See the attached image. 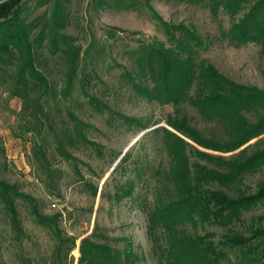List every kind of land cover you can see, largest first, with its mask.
I'll return each mask as SVG.
<instances>
[{
  "label": "trees",
  "instance_id": "16d2710c",
  "mask_svg": "<svg viewBox=\"0 0 264 264\" xmlns=\"http://www.w3.org/2000/svg\"><path fill=\"white\" fill-rule=\"evenodd\" d=\"M30 1H0V91L21 100L16 136L32 135L30 162L45 173L47 187L54 189L55 169L46 149L49 135L54 150L71 161L76 159L72 149L81 145L98 150L84 131L86 123L69 106L70 100H76L72 92L77 83L85 104L98 112L107 109L125 121L129 117L92 91V80L99 76L93 66L85 68L84 58L93 43L82 51L67 31L69 0H36V6H44L36 14ZM177 1L201 5L214 20L224 12L229 25L223 28L217 20L216 37L235 46L253 42L264 54V0ZM98 4L146 10L168 41L167 45L158 39L139 38L134 48L125 49L126 64L114 60L122 69L125 86L137 96L175 107L165 118L171 129L157 126L141 135L159 137L167 156V166L153 170L162 187L147 211L148 234L157 247L159 264H264V210L250 216L244 231L236 228L243 224L246 212L264 206V174L254 188L245 183L264 167V89L221 73L200 52L210 38L192 24L164 20L149 0H99ZM48 55L59 63V82L51 76ZM62 103L65 115L55 117L52 110ZM183 104L196 109L206 123L220 127L207 130L197 126L179 108ZM136 124L148 125L140 120ZM130 154L127 150L121 159ZM139 163L134 160L136 176L145 169ZM118 167L117 163L111 174ZM134 185L133 180L116 183L108 196L120 201L132 193ZM90 188L95 195L97 187ZM17 198L54 240L51 258L44 264H72L69 254L77 237L61 229L62 213L43 214L34 197L0 178V202L19 236ZM211 226L221 229L216 240ZM108 241L95 223L92 232L81 239L77 264H122L130 253ZM23 260L22 264H32Z\"/></svg>",
  "mask_w": 264,
  "mask_h": 264
},
{
  "label": "rangeland",
  "instance_id": "374dc122",
  "mask_svg": "<svg viewBox=\"0 0 264 264\" xmlns=\"http://www.w3.org/2000/svg\"><path fill=\"white\" fill-rule=\"evenodd\" d=\"M149 2L164 20L192 24L202 35L209 37L210 42L200 52L221 73L238 83L264 89V54L260 52L259 45L247 42L235 46L216 37L217 20L226 28L229 25L228 15L220 12L218 19L214 20L201 5L177 0ZM29 3L35 5V14L44 8L43 5L36 6V0ZM98 3L99 0H69L66 29L75 37L82 51L93 43L84 58L85 68L93 66L99 76L93 78L91 89L129 120L114 116L107 109L98 112L85 104L77 83L72 92L76 100H70L69 106L86 123L84 131L89 139L97 143L100 153L94 146L81 145L72 149L75 161L65 159L54 150L52 136L49 135L46 149L56 175L51 187L54 189H50L45 173L35 170L30 162L32 135L16 136L21 100L0 91V178L34 197L43 214L62 213L61 229L77 237L74 252L72 250L69 254L73 256L72 264H77L81 239L92 232L95 223L108 235L112 247L130 253L122 264H159L157 247L148 234L147 211L162 187L153 170L166 167L167 156L160 146L159 137L145 135L141 138V135L157 126L171 129L165 118L174 112L175 107L137 96L125 86L120 77L122 69L115 65L114 60L126 64L128 60L124 51L134 48L139 38L158 39L167 45L168 41L146 10H124ZM46 63L52 78L59 82L57 59L48 55ZM179 108L203 129L220 127L206 123L192 106L183 104ZM52 113L55 117H63V103ZM136 120L148 123L147 127H139ZM126 148L131 154L122 160ZM134 160L140 161L139 165L145 168L140 176H136ZM117 163L118 169L111 174ZM263 174L264 167L247 177L245 183L254 188ZM127 180L134 181L132 193L120 201L109 198L116 183L125 185ZM90 186L97 187L95 195H92ZM16 204L22 229L19 236L0 202V264H22L23 259L32 264H44L51 258L54 240L48 230L34 222L25 202L17 198ZM263 210L264 206H257L246 212L243 224L236 228L244 231L250 223V216ZM209 229L215 233L214 239H218L221 229L215 226Z\"/></svg>",
  "mask_w": 264,
  "mask_h": 264
},
{
  "label": "water",
  "instance_id": "95a60500",
  "mask_svg": "<svg viewBox=\"0 0 264 264\" xmlns=\"http://www.w3.org/2000/svg\"><path fill=\"white\" fill-rule=\"evenodd\" d=\"M140 135H141V134H139V136H140ZM134 141H135V140H134ZM130 145H131V144H130ZM130 145H128V147H129ZM128 147H127V148H128ZM127 148H126V150H127ZM126 150H124V152H125ZM124 152H123V153H124ZM123 153H122V154H123ZM121 156H122V155H120V157H121ZM120 157H119V158H120ZM115 165H116V164H114V166H115ZM114 166H113V167H114Z\"/></svg>",
  "mask_w": 264,
  "mask_h": 264
}]
</instances>
